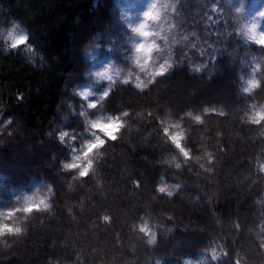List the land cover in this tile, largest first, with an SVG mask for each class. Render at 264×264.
<instances>
[{"label": "trees", "instance_id": "1", "mask_svg": "<svg viewBox=\"0 0 264 264\" xmlns=\"http://www.w3.org/2000/svg\"><path fill=\"white\" fill-rule=\"evenodd\" d=\"M108 4L0 0V213L51 204L2 218L22 231L0 237V264H264V120L249 122L264 108V46L224 0H181L168 70L143 91L93 80L82 99V42L106 23ZM9 32L26 43L10 48ZM252 62L259 87L249 93ZM109 115L126 127L75 178L80 169L62 165L93 139L86 120ZM165 128L183 132L191 159Z\"/></svg>", "mask_w": 264, "mask_h": 264}, {"label": "rangeland", "instance_id": "2", "mask_svg": "<svg viewBox=\"0 0 264 264\" xmlns=\"http://www.w3.org/2000/svg\"><path fill=\"white\" fill-rule=\"evenodd\" d=\"M181 0H109L111 9L108 10L106 23L96 31L87 34L82 44H86L81 52L84 63L82 78L88 84L85 91L92 90L93 80L97 81V74L107 73L109 80L150 81L162 66L168 68L169 61L164 57L166 50L179 41L177 29V6ZM225 7L237 15L241 25V33L248 38L250 29L255 26L257 35H264L260 26V19H264V5L261 9H250L244 0H224ZM155 5V19L145 20L152 5ZM249 20V22H248ZM146 24L147 37L135 33L133 29ZM250 40V39H249ZM140 45L150 50L137 51ZM258 68L252 62L249 76L244 80V91L249 88L250 82L255 81V72ZM80 93V92H79ZM79 95V94H78Z\"/></svg>", "mask_w": 264, "mask_h": 264}, {"label": "clouds", "instance_id": "3", "mask_svg": "<svg viewBox=\"0 0 264 264\" xmlns=\"http://www.w3.org/2000/svg\"><path fill=\"white\" fill-rule=\"evenodd\" d=\"M155 5L153 4L149 11L145 13V20L148 19H155L156 14L154 12ZM147 27L146 24H141L139 28L133 29L135 33H138L142 36L147 37L149 33L145 32L144 29ZM251 35L248 36V39L251 41L257 43L258 45L264 46V35H257L256 34V28L253 26L250 30ZM8 40L11 41L9 47L10 48H17L22 44L26 43V37H22L20 39H16L11 32H9V35L7 37ZM151 46H148V49H145V45H140L137 51H147L150 50ZM170 67V65H169ZM168 69L166 67H161L158 69L155 73H153V76L156 75H163ZM109 77L107 76V73H99L97 74V79L98 80H103V79H108ZM124 83H128L127 80L123 81ZM154 81H149V83H152ZM139 90L143 91L145 88L148 87L147 84H144L143 82L138 81L135 85ZM259 87V82L258 81H252L250 82V86L248 89H246L247 92L251 93V91L255 88ZM82 99H87L90 95H92L91 92H83V93H78ZM108 92L105 91V93L100 97V100L103 101L107 99ZM97 103H89L88 107L90 109H95L97 107ZM81 115H85L84 113H81ZM123 116L129 115L128 112H124L122 114ZM105 119L107 122H105ZM197 122H202L199 117L196 118ZM262 120H264V108H262L259 111L254 112L250 117H249V122L254 123V124H259ZM8 123H11L9 120ZM86 124L89 126L91 129V136L93 137L92 140L87 141L83 148L82 155L79 156H73L72 157V162L71 163H64L62 166L64 170L66 171H74L75 169H80V173L78 174L77 177L75 178H83L87 174H89L91 171H93L94 165L92 157L94 154L99 153L100 149H102L108 141H116L119 139V134L122 131L124 127H126V123L121 119V116H116L113 118L112 116H107L105 117H98L94 120H86ZM164 135L168 136L169 140L172 142V144L179 150L181 155L184 157L185 161L188 159H191L189 153L190 150H185L182 147L181 141L185 139L183 132H176L172 135H169L168 129H164ZM68 136V132H62L58 139L60 140L61 143L64 142L65 137ZM197 160L199 157L196 158ZM87 163H84V162ZM173 163H175L176 168H180L181 165L179 163L175 162V157L173 158ZM202 166V165H201ZM50 190H51V186ZM158 192L167 194L169 196L173 195L172 192H169L166 187H160L158 186L157 188ZM51 208V204L47 203L45 200H41L38 204H32L31 200H28L23 208H16L15 211H10L8 213H0V237H3L4 235H14L18 234L22 229L17 226V225H6L3 223L2 218H12L16 212H24L26 215H30L33 211H47L48 209ZM144 230V229H142ZM154 242L150 241V243ZM226 255V253H225ZM213 259H218V254L213 253Z\"/></svg>", "mask_w": 264, "mask_h": 264}]
</instances>
